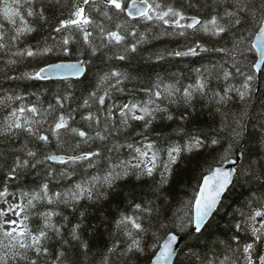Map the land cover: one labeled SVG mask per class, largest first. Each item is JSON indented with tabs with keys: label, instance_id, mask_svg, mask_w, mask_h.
I'll return each instance as SVG.
<instances>
[{
	"label": "snow or ice",
	"instance_id": "snow-or-ice-1",
	"mask_svg": "<svg viewBox=\"0 0 264 264\" xmlns=\"http://www.w3.org/2000/svg\"><path fill=\"white\" fill-rule=\"evenodd\" d=\"M49 3L60 4V0H49ZM186 3L189 8L211 11L207 16H189L183 6L177 7L163 0H73L68 15L64 16L62 12V18L53 28L62 35L61 41L34 50L20 45L25 37L37 30L29 18L48 23L43 0H0V56L6 57V66L49 54L69 57L73 55L70 47L73 35L79 34L81 38L74 63L37 66L30 72H23L20 77L23 79L51 80L55 77L67 81L69 75L86 78L85 65L90 62L87 57L95 56L102 48L115 47L121 49L115 59L127 60L128 54L136 53L140 45L150 43L147 26L161 29L151 36V40L169 36L186 41L178 49L156 53L158 60L165 54L187 57L211 50L226 54L232 61L231 65L225 61L196 69L195 81L187 85L179 79L173 83L160 79L150 87L140 89L127 87L126 82L132 80L127 72L110 68L98 76L78 106L87 110L80 119L86 122L90 131L73 126L76 109L65 110V102L71 99V93L56 94L55 104L50 103L47 108L26 103L22 94L4 93L0 96V112L3 113L0 117V144L14 147L19 142L15 149L17 154L12 156L10 163L5 159L7 151H0V161L7 169L5 180H17L22 173L37 169L38 165L45 169L44 179L31 190L14 193L7 184L0 185V204L4 205L0 208V264H136L141 257H145L143 264H172L178 236L171 234L162 244L159 243L156 233L144 223L145 219L150 223L155 211L150 206L135 203L132 214L121 213L114 221L116 232L109 233L111 244L99 252H94L92 245L81 238L85 212L80 211L78 221L69 230V240L63 232L69 217L58 209L63 206L76 212L82 201L96 204L107 200L116 192L119 182L130 177L140 181L158 172L162 188L169 182L168 176L183 153L205 150L213 159L219 156L217 165L209 167L197 185L198 190L173 213L172 218L173 225L180 232L187 237L199 234L196 237L199 239L211 227L206 221L217 211L230 185L238 183L241 177L264 178V150L260 147L255 150L256 161H252L249 155L254 151L250 147L253 139L264 147V108L254 116L248 107L255 73H264V0H204L202 4L199 0L197 3L186 0ZM140 25L146 26L145 32L138 31ZM64 32L69 34L64 35ZM205 37L212 40L227 37L225 45L230 40L231 47L210 49L204 42ZM253 49L259 59L245 72L237 56L243 60ZM237 77L243 78L239 86L233 83ZM6 78L17 79L15 76ZM140 92L142 97L138 95ZM197 97L206 99L220 117L215 136H192L186 144L165 149H159L151 142L140 146L129 142V129L136 122L147 129L158 114L168 113V107H162L165 102L191 107ZM166 118L173 119L171 114ZM185 118L181 116V119ZM65 137L79 139L71 144ZM53 140L62 154L43 151V147ZM97 141L101 147L81 150L82 145L90 146ZM30 144L40 145L42 154ZM122 148L129 150L127 158L120 157ZM240 159L245 160L246 166L239 165ZM49 162L63 167L57 171ZM226 162L233 167L226 170L223 166ZM60 180H67L69 184L62 190L53 191L50 185ZM41 204L47 207L39 209ZM238 215L239 219L234 218L229 225L232 231L229 238L214 242L211 247L206 245L202 252H192L191 264H264V191L251 197ZM9 216L12 218L8 219ZM55 217H62V222L57 223ZM33 218L40 221L36 227L32 226ZM242 236L245 239H241ZM53 239L60 242L56 251L49 247Z\"/></svg>",
	"mask_w": 264,
	"mask_h": 264
},
{
	"label": "trees",
	"instance_id": "trees-1",
	"mask_svg": "<svg viewBox=\"0 0 264 264\" xmlns=\"http://www.w3.org/2000/svg\"><path fill=\"white\" fill-rule=\"evenodd\" d=\"M43 2L46 8L45 14L48 17V23H42L37 18H29L30 23L37 30L24 38L20 45L21 48L30 46L35 50L45 44L48 46L58 44L62 39V35L54 32L53 28L57 25L58 19L62 18V12L64 16L68 15L73 0H60V4H50L49 0H43ZM163 2L173 3L177 7L183 6L186 14L189 16L198 14L200 16H207L211 11L205 8H189L186 0H163ZM197 2L198 0H193V3ZM199 3H204V0H199ZM62 5H66V7ZM85 7L86 9L88 8V6ZM92 15L96 18L94 12ZM147 27L149 29L147 35L150 38V43L140 45L136 53L128 54L127 60L119 61L115 59V54L121 51V49L115 47L102 48L95 56L87 57L90 62L86 64V78L68 79L67 81L20 78L23 72H30L37 66H46L48 63L60 60H76L81 43L79 34L73 35V42L70 44L73 55L69 57L49 54L43 57L24 59L17 65L9 67L5 64L6 57L0 56V96L4 93L22 94L26 97V103H35L42 108H47L50 103L55 104L56 94L67 95L71 93V99L65 102V110L76 109L74 113L76 120L72 122L73 126L90 131L86 122L80 119L81 114H86L87 110L78 106L82 104L83 98L86 97L87 91L91 89L98 76L110 68H118L127 72L132 77L131 81L126 82L127 87L129 89H140L150 87L160 79L166 83H173L176 79H179L183 85H187L195 81L197 76L196 69L198 68L202 69L211 64L224 63L225 61L228 62V65L232 63L230 57L226 54L211 50L208 52H198L196 56L187 57H175L165 54L163 59L158 60L155 56L156 53L178 49L186 41L183 38L169 36H163L158 40H151V36L158 34L161 29L153 26ZM138 31L145 32L146 26L140 25ZM63 34L68 35L69 33L64 32ZM225 40H228V38L225 37L222 40L204 38L206 46L210 49L221 46L231 47L230 40L227 45H225ZM128 42H132L131 38H129ZM80 58L83 59L84 57ZM255 60H257V55L254 49L252 52L246 53L243 60L237 56V61L240 62L245 72L248 71V67ZM6 76H15L17 79L10 80ZM242 79V77H237L233 83L239 86ZM215 84L216 82L213 81V86ZM68 85H71V87ZM220 86H223V82H221ZM251 89V103L248 107L253 115L256 116L264 108V73H255V78L251 82ZM138 95L142 97L143 93L140 92ZM117 102H119V99ZM236 103L239 104L240 102L237 100ZM162 107H168V113L158 114V118L153 121L149 128L145 129L140 122H136L133 128L129 129V142L136 144V146L151 142L157 148L165 149L171 145L186 144L192 136L200 134L215 136L216 130L219 129L220 117L215 113L214 107L209 105L206 99L197 97L191 107L182 103L168 105L167 102ZM240 107H243V105L241 104ZM235 110L234 108L233 111ZM168 114H171L173 119H167L166 116ZM2 115L3 113L0 112V117ZM182 115L186 118L181 119ZM65 139L68 143L74 144L79 138L65 137ZM123 139L122 137V142ZM18 147L19 142H16L14 147L0 144V151H7L5 159L8 163L11 162L12 156L17 154L15 149ZM30 147L36 149L38 154H42L40 145L30 144ZM99 147L101 145L97 141L90 146L82 145L81 150L86 151ZM250 147L254 150L253 153L249 154L250 158L252 161H256L258 157L255 154V150L258 147L264 150V147L258 145L255 139L250 142ZM43 151L62 154L61 150L56 148L54 140L51 144L44 146ZM104 151L106 152L107 150L104 149ZM19 155L23 156V153H19ZM110 155L115 156L116 153H110ZM119 155L122 159L127 158L129 150L122 148ZM162 157L166 159V156H163V154ZM218 160L219 156L213 159L210 152L205 150H194L192 153L185 152L181 155L177 164L173 166V172L168 176L169 182L163 185L162 188L159 184L160 175L157 172L153 177H146L140 181L131 177L126 181H121L116 192L107 200H102L96 204L82 201L76 212H72L71 209H65L61 206L58 210L62 215L69 217L68 226L63 229L65 238L71 239L68 235L69 230L78 221L80 211H84L85 219L83 227L80 230L81 238L92 245L94 252H99L104 249L105 245H110L112 242L109 233L116 232L114 221L119 219L121 213L132 214L134 211L133 204L141 203L155 210L150 218V223L148 219H145L144 223L145 227H149L151 232L156 233V239L159 240V243L170 232L184 235L185 239L182 249L174 264H191L193 259L191 256L192 252H202L206 245L211 247L214 242L227 240L232 234L229 225L234 221V218L239 219L238 213L243 209L245 203L251 197H257L264 191V178L248 179L241 177L238 183L231 185L224 196L219 209L209 221L211 227L202 236H199V239L196 238L199 234L187 237L173 225V213L192 198L194 192L198 190V183L202 182V176L207 174L209 167H215ZM49 164L55 167L57 171L63 167L56 162H49ZM239 165L246 166L245 160L242 159ZM0 169H2L0 170V185L7 184L9 190L14 193H18L20 190H31L44 179L45 169L44 166L40 165H38L37 169H29L22 173L14 181L5 180L4 172L7 169L3 168V161H0ZM68 184L69 181L60 180L58 183L51 184L50 188L53 191L62 190ZM45 207L47 205L44 204L38 206L39 209H44ZM0 208H2V204H0ZM54 219L57 223L62 222V217H55ZM31 223L33 227H36L40 221L37 218H33ZM162 224H166L167 227H161ZM241 239H245V237L242 236ZM72 243L75 242L73 241ZM49 247L53 251L58 250L60 248L59 240L53 239L50 241ZM144 260L145 257H141L140 261L136 262V264H143Z\"/></svg>",
	"mask_w": 264,
	"mask_h": 264
},
{
	"label": "water",
	"instance_id": "water-1",
	"mask_svg": "<svg viewBox=\"0 0 264 264\" xmlns=\"http://www.w3.org/2000/svg\"><path fill=\"white\" fill-rule=\"evenodd\" d=\"M256 52V51H255ZM256 54H257V59H259V56H258V53L256 52ZM75 62V60H60V61H56V62H52V63H74ZM85 70L87 71V67H86V65H85ZM258 74H261V72H257ZM68 79H78V78H76V77H73V76H71V75H69L68 76ZM51 80H59V79H56L55 77L53 78V79H51ZM241 160L242 159H240L239 160V164H240V162H241ZM224 168L227 170V169H231L232 167H233V165L231 164V163H224ZM230 187H231V185L229 186V189H230ZM228 189V190H229ZM228 190L224 193V195L222 196V198H221V203H222V201H223V199H224V196L226 195V193L228 192ZM221 205V204H220ZM220 205L218 206V209H219V207H220ZM217 209V210H218ZM194 211V210H193ZM217 212V211H216ZM215 212V213H216ZM214 213V214H215ZM214 214H213V216H214ZM213 216H211V217H209L208 218V221H206V223H208L210 220H211V218L213 217ZM171 234H176L177 236H178V239H177V241H176V244L174 245V249H175V254H174V256H173V258H172V264H174V262H175V260H176V258L178 257V255H179V253H180V251H181V249H182V246H183V243H184V239H185V237H184V235H181V234H177V233H175V232H170L169 234H167L166 236H165V238L164 239H166L169 235H171ZM164 239L162 240V242H161V244L163 243V241H164Z\"/></svg>",
	"mask_w": 264,
	"mask_h": 264
},
{
	"label": "rangeland",
	"instance_id": "rangeland-1",
	"mask_svg": "<svg viewBox=\"0 0 264 264\" xmlns=\"http://www.w3.org/2000/svg\"><path fill=\"white\" fill-rule=\"evenodd\" d=\"M8 199H9L10 202H13V203H14V201H12V198H11V197H9ZM3 207H4V205L2 204V208H3ZM7 218H8V219H11L12 217L9 216V217H7Z\"/></svg>",
	"mask_w": 264,
	"mask_h": 264
}]
</instances>
